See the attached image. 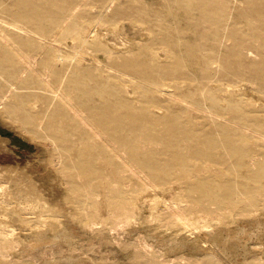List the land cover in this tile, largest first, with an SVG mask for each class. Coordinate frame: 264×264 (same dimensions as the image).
<instances>
[{
	"label": "rangeland",
	"instance_id": "rangeland-1",
	"mask_svg": "<svg viewBox=\"0 0 264 264\" xmlns=\"http://www.w3.org/2000/svg\"><path fill=\"white\" fill-rule=\"evenodd\" d=\"M0 32V101L8 93L0 104V186L43 198L33 209L42 217L14 214L11 223L27 241L54 238L45 219L59 241L65 236L24 252L18 239L13 251L1 243L0 264H264V0H0ZM88 34L95 37L84 41ZM73 103L84 107L81 118ZM101 130L112 141L96 135ZM211 139L222 154L207 148ZM204 150L210 155L198 156ZM149 186L172 208L154 194L132 196ZM99 187L128 203L134 219L108 208L105 223L82 224ZM205 210L209 227L200 232L170 219Z\"/></svg>",
	"mask_w": 264,
	"mask_h": 264
},
{
	"label": "bare ground",
	"instance_id": "bare-ground-1",
	"mask_svg": "<svg viewBox=\"0 0 264 264\" xmlns=\"http://www.w3.org/2000/svg\"><path fill=\"white\" fill-rule=\"evenodd\" d=\"M23 2V1H22ZM263 2V1H262ZM219 3H215V5H211V7L212 8H214V9H221L224 5H218ZM73 14V13H72ZM6 24H8V25H13V27L14 28H17V29H21V30H23V27L22 26H19V25H16V24H13V23H11L10 21H6ZM119 24V23H118ZM64 25V24H63ZM108 27V26H107ZM111 27V26H110ZM113 28H115V27H113ZM65 29V28H64ZM80 29V28H79ZM116 30V29H115ZM56 31V30H55ZM81 31V30H80ZM2 32V31H1ZM0 32V33H1ZM82 33V32H81ZM98 33V32H97ZM96 33V34H97ZM106 33V32H105ZM1 36H2V34H0ZM35 35V34H34ZM72 35V34H71ZM83 35V34H82ZM94 34H88L83 40L84 41H88L89 39H87V37H91V36H93ZM1 36H0V39H2L1 38ZM78 36V35H77ZM6 37V36H5ZM93 37H95V36H93ZM74 38V37H73ZM82 39V38H81ZM92 38H90V40H91ZM105 39V38H104ZM3 40V39H2ZM89 40V41H90ZM5 41H8L7 39L5 40ZM93 41V40H92ZM105 41V40H104ZM103 41V42H104ZM50 42V41H49ZM105 42H107V41H105ZM7 43H10V42H7ZM59 43V42H58ZM99 43V42H98ZM80 45V44H79ZM51 46V45H50ZM77 46V45H76ZM86 46V45H85ZM117 46V45H116ZM9 47V46H8ZM122 47V46H121ZM120 47V48H121ZM124 47V46H123ZM82 48V47H81ZM114 48V47H113ZM126 48V47H125ZM131 48V47H130ZM12 49L14 50V52H17V54L19 55L21 52V50L20 49H18V47L17 48H14V46L12 47ZM11 49V50H12ZM59 49V48H58ZM74 49V48H73ZM12 50V51H13ZM54 50V49H53ZM59 50H61V49H59ZM59 50H57V52L59 51ZM115 50H117V48L115 49ZM123 50V49H122ZM39 51V50H38ZM125 51V50H124ZM55 53V52H54ZM59 53V52H58ZM61 53V52H60ZM110 53H112V52H110ZM123 53V52H122ZM69 54V53H68ZM52 55V54H51ZM65 55H66V53H65ZM70 55V54H69ZM79 55V54H78ZM68 56V55H67ZM85 56V55H84ZM87 56V55H86ZM19 57V56H18ZM53 57V56H52ZM63 56H62V54H61V56H60V58H62ZM36 58V57H35ZM57 58H59V57H57ZM68 58V57H67ZM28 59V58H27ZM56 59V58H55ZM63 59V58H62ZM79 59V58H78ZM74 60V59H73ZM73 60H71V61H73ZM82 60V62L84 61V59L82 58L81 59ZM97 60V59H96ZM95 60V61H96ZM29 61V60H28ZM54 61V60H53ZM68 61V60H67ZM70 61V60H69ZM62 62V61H61ZM81 62V63H82ZM99 63L100 62H98V63H96V64H98L99 65ZM136 63H137V61H136ZM25 64V63H24ZM30 64V63H29ZM79 64V63H78ZM91 64V63H90ZM127 64H129V63H126V65ZM110 70V69H109ZM52 71V70H51ZM108 71V70H107ZM20 72V71H19ZM131 74V73H130ZM42 75V74H41ZM127 75V74H126ZM1 77V76H0ZM2 78V77H1ZM122 78V77H121ZM127 78V77H126ZM135 79V78H134ZM17 82V81H16ZM16 82L14 81V82H12L11 83V88H10V90L9 91H11V89L14 87V85L16 84ZM125 85V84H124ZM155 86V85H154ZM4 88V87H3ZM59 89H60V87H59ZM57 90V89H56ZM55 90V91H56ZM101 90V89H100ZM147 90V89H146ZM235 90V89H234ZM237 90V89H236ZM149 91V90H148ZM228 91V90H227ZM53 92V91H52ZM59 92V91H58ZM126 92H128V88L126 87ZM55 93V92H54ZM134 95V94H133ZM221 95V94H220ZM8 96V93H6L5 95H3L2 96V99H1V101L3 100V99H5L6 97ZM130 97V96H129ZM226 97V96H225ZM119 98V97H118ZM131 98V97H130ZM136 98V97H135ZM7 99V98H6ZM65 99V98H64ZM135 100V99H134ZM0 101V104H2V102ZM36 101V100H35ZM67 102H69V101H67ZM134 102V101H133ZM35 102L33 101V104H34ZM64 103V102H63ZM29 104V103H28ZM134 104H136V103H134ZM133 104V105H134ZM114 107V106H113ZM3 108V112L2 113H4V114H9L10 112H9V109H8V107L6 108V107H2ZM74 114H75V116H77L78 118H81L84 114H85V109H84V107L82 106V104H78V103H73V104H69V107H68ZM157 109V108H156ZM31 110V109H30ZM114 110V109H113ZM113 110H112V112H113ZM158 110H159V108H158ZM158 110H156V111H158ZM161 110V109H160ZM111 111V110H110ZM110 113V112H109ZM108 113V114H109ZM142 113V112H141ZM73 114V115H74ZM125 114V113H124ZM107 115V114H106ZM140 115V114H139ZM86 116V115H85ZM116 116V115H115ZM109 117H110V119H112V120H116V121H118V123H119V121H120V119H122V117L121 116H117L116 117V119H115V117H114V115H109ZM77 118V119H78ZM84 118V117H83ZM134 117L132 116V115H129V119H133ZM142 118V117H141ZM74 120V119H73ZM112 122V121H111ZM114 122V121H113ZM149 123V122H148ZM93 124H94V122H93ZM109 124H111V123H109ZM92 131V130H91ZM106 130H104V131H98L97 132V134L96 135H98L99 137H101V138H104V140H105V142H110V141H112V138L114 137L111 133H109V132H105ZM234 131V130H233ZM35 132V131H34ZM45 132V131H44ZM47 132V131H46ZM105 132V133H104ZM118 132V131H117ZM42 133V132H41ZM40 133V134H41ZM93 133V132H92ZM36 136V135H35ZM51 136V137H50ZM43 137H45V138H49V139H51V140H54L55 141V137H54V135H50V134H48V133H44L43 134ZM262 139V138H261ZM50 140V141H51ZM103 140V141H104ZM243 140V139H242ZM79 141V140H78ZM115 140H113V142H114ZM251 141V140H250ZM124 142V141H123ZM228 142H226V146L228 147V144H227ZM252 143V142H251ZM86 144V143H85ZM114 145V144H113ZM205 145H207V148H211V149H216L218 152H217V154H222V149H220L219 150V147L217 146V140L215 141V140H209L208 141V143H206L205 142ZM234 145V144H233ZM244 146V145H243ZM246 146V145H245ZM113 147V146H112ZM90 149V148H89ZM108 149H109V147H108ZM231 149V148H230ZM112 150H113V148H112ZM242 150V149H241ZM114 151L116 152L115 153V156L116 155H120V153L119 152H122L123 151V148L122 147H119V146H116L115 147V149H114ZM206 150H204V151H200L199 153H198V156H199V154H202L203 152L205 153V155H210V154H208V152L206 153L205 152ZM239 151V150H238ZM112 152V151H111ZM78 153V152H77ZM69 154V153H68ZM112 155H114V154H112ZM251 155H253V154H251ZM120 156H122V155H120ZM124 156V155H123ZM125 157V156H124ZM200 157H204L203 155L202 156H200ZM255 157V156H254ZM121 158V157H120ZM230 159V158H229ZM101 160V159H100ZM120 160V159H119ZM126 160V159H125ZM252 160V159H251ZM124 161V160H123ZM127 161V160H126ZM129 161L131 162V163H134V162H136V158L135 157H133L132 159H130L129 158ZM204 161H206V164H208V166L211 168L212 166H214V167H216L214 164H210V163H214V162H218V161H215V160H213V161H211V160H208V159H204ZM123 163V162H122ZM135 164V163H134ZM196 164V163H195ZM194 164V165H195ZM212 165V166H210V165ZM122 165V164H121ZM129 165H131V164H129ZM150 165H152L151 163H150ZM116 166V165H115ZM124 166H125V164H124ZM132 166V165H131ZM126 167V166H125ZM133 167V166H132ZM208 167V168H209ZM219 167V166H218ZM245 167V166H244ZM243 167V168H244ZM200 168V167H199ZM221 168H222V166H221ZM221 168H217V169H221ZM224 168V167H223ZM211 169H213V168H211ZM216 169V168H215ZM132 171V170H131ZM135 171H136V169H135ZM135 171H134V173H135ZM140 171V170H139ZM130 172V171H129ZM204 173V172H203ZM131 174H133V173H131ZM212 174V173H211ZM229 174V173H228ZM214 175V174H213ZM185 176V175H184ZM109 177V176H108ZM134 177V176H133ZM106 178V177H105ZM186 178V177H185ZM110 179V178H109ZM189 179V178H188ZM190 181V180H189ZM104 183V182H103ZM192 183V182H191ZM30 184H32V183H30ZM144 184V183H143ZM101 186V185H100ZM181 186V185H180ZM186 186V185H185ZM184 186V187H185ZM9 187V186H8ZM7 187V185L5 186H0V244L1 243H3V247L4 248H8L11 244H13V243H15L16 241H18V240H20L21 241V243H19L20 245L22 244V248H20L21 250L23 249L24 250V248H26V250L29 248V250H30V248L32 249V250H36L37 248H39V247H41L42 245L43 246H52V244H57V243H59V242H61L62 240H64V238H65V236H64V238L61 240V241H59V239H60V237H59V239L57 238L58 236V234H59V232H57V233H55L56 231H59L56 227H57V225L54 223V221L53 220H48V219H45L44 217V219H45V223L44 224H42V227L44 226H46L47 225V228H49L50 229V231L51 230H53L52 232H54L53 233V236H54V238L51 240V239H48V238H45L44 236H42V234L40 235V236H34L35 238H31V239H29L28 241H27V239L26 238H24V239H22V237L19 239V237L17 238V234L16 233H18L17 232V227H15V225H14V223H11V221H13L14 222V214L15 215H19V216H21L22 218H23V220H25L24 218H27V217H40V216H36L35 215V212L36 211H39V210H37L38 208L37 207H39V201L41 200V199H43L42 197H40V195L39 196H37V197H40L41 199L39 200V198L37 199V200H34L33 198L31 199V197L29 196V195H34V193H36L35 191H32L31 192V190H23V192L21 191V192H18L17 190V195H14L12 192H15V191H10V189ZM83 187H85V186H83ZM83 187H81L82 189H83ZM102 187V186H101ZM101 187H99L98 189L99 190H93V192H92V194L90 193V195L91 196H89V199H88V202H86V203H88V204H86L85 206H84V204H82L83 206H84V208H86V209H88V211H89V208H93V211L91 212V213H89V216H83V218H79L80 220V222L82 223V224H87V225H89L90 227H91V229L92 228H94L95 227V225L96 224H98L100 221L103 223H105L106 222V219L104 220V219H102L103 218V216H102V211H106V210H108V208H110V209H112L113 210V213H114V215H116V216H120L118 219H121L122 217H125V219H134V218H132V216H130V214H128V203H123V202H118L117 201V199H115V198H113V200H112V198L111 197H109V198H107V192L105 191V188L103 187V188H101ZM16 188V187H15ZM144 188V187H143ZM155 188V186H149V188L147 187L146 188V190L145 189H143V191H139V190H137L136 192H133V191H131L132 192V196H138V197H140V196H144V195H147V194H154L155 196H156V198L158 199V201H160V202H163L165 205H166V207H171L172 208V206H170L171 204L170 203H167V200L166 199H163L162 197H163V195H161V194H159V192H158V190H155L154 189ZM179 188V187H178ZM13 189V188H12ZM18 189V188H17ZM72 189V188H71ZM121 189V188H120ZM136 189H138V188H136ZM158 189V188H157ZM80 190V189H79ZM85 190V189H84ZM118 190H119V188H118ZM128 190H130V189H128ZM74 191V190H73ZM76 191V190H75ZM97 191H98V193H97ZM124 191V190H123ZM126 191V190H125ZM79 192V191H78ZM114 192V191H113ZM22 193H25V196L24 195H22ZM85 193H87V191L85 192ZM89 194V193H88ZM111 194V193H110ZM119 194H120V192H119ZM118 194V195H119ZM175 194V193H174ZM96 195H100V196H102L101 197V201L99 202L98 200L97 201H95L96 200ZM10 197L9 199H5V197ZM127 196H128V193H127ZM131 196V195H130ZM93 197H95L94 199L95 200H92V198ZM113 197H116V196H113ZM120 197V196H119ZM123 197V196H122ZM124 198H126V197H124ZM143 198V197H142ZM145 198V197H144ZM155 198V199H156ZM72 199H74V198H71V200L70 201H72ZM78 199V198H77ZM81 199V198H80ZM107 199L110 201V202H112L113 204H111L110 203V205L109 204H106L105 202H107ZM115 199V200H114ZM121 199V198H120ZM123 199V198H122ZM127 199V198H126ZM134 199V198H133ZM154 199V200H155ZM173 199V198H172ZM75 200V199H74ZM83 200V199H82ZM139 200V199H138ZM216 200H218V199H216ZM45 201V200H44ZM43 201V202H44ZM115 201H117V202H115ZM157 201V202H158ZM173 201H175V200H173ZM5 202H7V203H5ZM45 202H47V201H45ZM44 202V203H45ZM72 202H74V201H72ZM85 202V201H84ZM83 202V203H84ZM124 202H128V201H124ZM132 202V201H131ZM130 202V203H131ZM262 202V201H261ZM14 203V204H13ZM59 203V202H58ZM75 203V202H74ZM134 203V202H133ZM138 203V202H137ZM140 203V202H139ZM175 203V202H174ZM179 203V202H178ZM257 202H255V204H256ZM12 204V205H11ZM41 204V203H40ZM76 205V204H75ZM106 205H108V206H106ZM264 205V204H263ZM74 206V205H73ZM98 206H99V210H98ZM134 206V205H133ZM174 206V205H173ZM192 206V205H191ZM262 206V205H261ZM51 207H52V205H51ZM58 207V206H57ZM60 207V206H59ZM76 207V206H75ZM181 207V206H180ZM35 208H37L36 209V211L35 210H33V209H35ZM77 208V207H76ZM182 208V207H181ZM264 208V207H263ZM42 209V208H41ZM75 209V208H74ZM91 209H90V211H91ZM165 209H167V208H165ZM173 209H174V207H173ZM180 209V208H179ZM29 210H31V212L29 211ZM85 210V209H84ZM152 210V209H151ZM66 211V210H65ZM89 211V212H90ZM132 211V210H131ZM175 211V210H174ZM173 211V212H174ZM182 211V210H181ZM181 211H177V212H175L174 214H173V216L170 218L172 221H173V224H174V222H176L177 220H179L180 222H181V224H182V226H184L188 231H191V232H193V233H195L196 231H198V232H200V229H201V227H204V226H208L209 227V224H207L206 222V220L205 219H207L208 217L207 216H209L210 214H209V211H207V210H205V212L204 213H198L196 216H195V213L194 212H192V213H194V214H192V213H190V214H192V215H185V213L184 212H181ZM220 211V210H219ZM241 211V210H240ZM59 212V211H58ZM71 212V211H70ZM78 212V211H77ZM157 212V211H156ZM170 212V211H169ZM212 212V211H211ZM237 212H238V210H237ZM158 213V212H157ZM217 213V212H216ZM28 214H32V215H28ZM42 214V213H41ZM51 214V213H50ZM53 214V213H52ZM71 214V213H70ZM77 214V213H76ZM75 214V215H76ZM80 214V213H79ZM78 214V215H79ZM95 214H99L100 216H99V218H100V220H97L96 218H94V216H95ZM106 214H108V213H106ZM142 214V213H141ZM161 214V213H160ZM57 215V214H56ZM74 215V214H73ZM157 215V214H156ZM171 215V214H170ZM215 216H216V214H214ZM14 216V217H13ZM80 216V215H79ZM166 216V215H165ZM168 216V215H167ZM211 216V215H210ZM213 216V215H212ZM42 217V216H41ZM64 217V216H63ZM108 217V216H107ZM170 217V216H169ZM49 219H52V218H50V216L48 217ZM58 218V217H57ZM105 218V217H104ZM140 218V217H139ZM215 218V217H214ZM17 219V218H16ZM21 219V218H20ZM32 219V218H31ZM124 219V218H123ZM155 219H158V218H155ZM200 219H202L203 220V222H205V224H203V225H199L198 223V221H200ZM219 219V218H218ZM57 220V219H56ZM164 220V219H163ZM16 221V220H15ZM130 221V220H129ZM167 221H169V220H167ZM178 221V222H179ZM212 221V220H211ZM215 221V220H214ZM20 222V221H19ZM40 222V221H39ZM58 222V221H57ZM61 222V221H60ZM64 222V221H63ZM120 222V221H119ZM171 222V221H170ZM200 222H202V221H200ZM121 223V222H120ZM119 223V224H120ZM129 223V222H128ZM127 223V224H128ZM211 223V222H210ZM63 224V223H62ZM108 224V223H107ZM116 224H117V222H116ZM172 224V223H171ZM179 224V223H178ZM201 224V223H200ZM104 225V224H103ZM177 225V224H176ZM43 227V228H44ZM27 228V227H26ZM177 228H178V226H177ZM207 228V227H206ZM29 229V228H28ZM31 229V228H30ZM41 229V228H40ZM45 229V228H44ZM57 229V230H56ZM63 229V228H62ZM180 229V228H179ZM22 230V229H21ZM65 230V229H64ZM63 230V232H65ZM238 230H239V228H238ZM67 231V230H66ZM87 231V230H86ZM43 232V231H42ZM62 232H60V234H61ZM67 233V232H66ZM204 233V232H203ZM208 233V232H207ZM233 233V232H232ZM241 233V232H240ZM47 234V233H46ZM69 234V233H68ZM71 234V233H70ZM70 234H69V237H70ZM188 234V233H187ZM201 234V233H200ZM200 234H198V237L200 236ZM229 234V233H228ZM66 235V234H65ZM191 235V234H190ZM208 235V234H207ZM33 236V235H32ZM60 236V235H59ZM74 236V235H73ZM202 236V235H201ZM200 236V237H201ZM204 236V235H203ZM24 237V236H23ZM26 237V236H25ZM62 237V236H61ZM29 238V237H28ZM50 238V237H49ZM56 238H57V240H56ZM18 239V240H17ZM26 239V240H25ZM101 239V238H100ZM199 239V238H198ZM204 239V238H203ZM69 240V239H68ZM66 241V240H65ZM70 241H72V240H70ZM199 241H200V239H199ZM206 241V240H205ZM215 241V240H214ZM227 241V240H226ZM225 241V242H226ZM63 242V241H62ZM146 242V241H145ZM218 242V241H217ZM222 242H223V240H222ZM18 243H16V245L18 244ZM203 243V242H202ZM206 243V244H205ZM204 244H202L201 246L203 247L204 245H207V242H205ZM60 244V243H59ZM73 244H74V241H73ZM77 244V243H76ZM209 244V243H208ZM20 245H17V246H20ZM145 245V244H144ZM211 245V244H210ZM209 245V252L210 253H212L213 254V256H218L219 255V253L218 252H216V251H214L215 249L212 247V246H210ZM14 246V245H13ZM12 245H11V248L13 247ZM46 246V247H47ZM67 246V245H66ZM149 246V245H148ZM200 246V247H201ZM208 246V245H207ZM3 247H1V248H3ZM46 247H45V249H46ZM54 247V246H53ZM53 247H50V248H53ZM60 247V246H59ZM58 246H57V248H59ZM49 248V247H48ZM65 248V247H64ZM74 248V247H73ZM41 249V248H40ZM63 249V248H62ZM6 250H8V249H6ZM9 250H11L10 249V247H9ZM20 250V251H21ZM22 250V252H24ZM42 250H44L43 249V247H42ZM55 250V249H54ZM151 250V249H150ZM11 251H13V250H11ZM28 251V250H27ZM51 251H53V249L51 250ZM70 251V250H69ZM26 252V251H25ZM29 252H31V251H29ZM44 252V251H43ZM54 252V251H53ZM53 252H51V253H53ZM67 252V251H66ZM15 253V252H14ZM21 253V252H20ZM28 253V252H27ZM27 253H25V254H27ZM44 254H47V253H44ZM49 254V253H48ZM190 254V253H189ZM218 254V255H217ZM28 255H29V253H28ZM69 255V254H68ZM73 255V254H72ZM207 255V254H206ZM25 256V255H24ZM30 256V255H29ZM51 256V255H50ZM63 256V255H62ZM74 256V255H73ZM76 256V255H75ZM200 256V255H199ZM154 257V256H153ZM52 258H54V257H52ZM75 258H77V257H75ZM83 258V257H82ZM101 258V257H100ZM191 258H194V257H191ZM210 258V257H209ZM19 259V258H18ZM20 259H22V258H20ZM46 259V258H45ZM190 259V258H189ZM196 259V258H195ZM217 259V258H216ZM27 260H29V259H27ZM34 260H36V259H34ZM44 260V259H43ZM49 260V261H48ZM47 261H45V263L44 264H60L59 263V260H61L60 258H54V260H50V258L48 259ZM64 260L65 259H63V260H61V261H63L64 262ZM70 260V259H69ZM67 260H65V262H66ZM151 261V260H150ZM166 261V260H165ZM197 261V260H196ZM200 261H201V259H200ZM120 262V261H119ZM135 262V261H134ZM187 262H188V260H187ZM80 263V262H79ZM137 263V262H136ZM189 263V262H188ZM202 263H204V262H202ZM43 264V263H42ZM61 264H62V262H61ZM82 264V263H81ZM160 264H163V263H160Z\"/></svg>",
	"mask_w": 264,
	"mask_h": 264
}]
</instances>
